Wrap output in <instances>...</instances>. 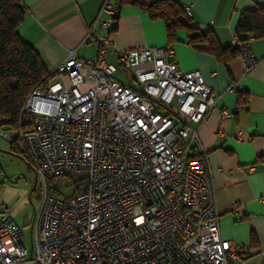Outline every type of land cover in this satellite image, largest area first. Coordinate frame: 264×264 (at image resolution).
Masks as SVG:
<instances>
[{"label":"built area","instance_id":"built-area-1","mask_svg":"<svg viewBox=\"0 0 264 264\" xmlns=\"http://www.w3.org/2000/svg\"><path fill=\"white\" fill-rule=\"evenodd\" d=\"M120 2L106 0L87 30L82 44L95 56L68 52L23 103L26 127L0 128L44 189L29 251L11 213H0V264H248L221 238L205 154L189 155L190 125L209 118L217 97L168 47L130 49L111 64L94 27L109 30ZM253 41H231L246 73L260 63Z\"/></svg>","mask_w":264,"mask_h":264},{"label":"crops","instance_id":"crops-1","mask_svg":"<svg viewBox=\"0 0 264 264\" xmlns=\"http://www.w3.org/2000/svg\"><path fill=\"white\" fill-rule=\"evenodd\" d=\"M105 1L22 0L25 14L17 34L50 74L68 52L81 59L95 56V45L82 41ZM134 1L146 6L157 0ZM176 1L181 9L187 8L191 26L210 29L222 49L231 46L240 13L264 8V0ZM94 31L108 38L106 59L115 66L124 51L168 47L181 70L200 71L217 99L206 121L190 125L196 140L190 143L189 155L205 154L204 177L212 188L221 238L239 246L240 257L248 264H264V38L252 42L260 63L246 73L238 57L223 64L204 45L191 44L195 32L177 29L169 42L163 21L152 19L136 4L121 5L109 30L99 31L96 26ZM231 85L236 87L234 92L228 91ZM243 98L245 104L240 102ZM222 111L229 116L223 117ZM4 203L2 195L0 205ZM251 235L256 238L255 246Z\"/></svg>","mask_w":264,"mask_h":264},{"label":"trees","instance_id":"trees-1","mask_svg":"<svg viewBox=\"0 0 264 264\" xmlns=\"http://www.w3.org/2000/svg\"><path fill=\"white\" fill-rule=\"evenodd\" d=\"M124 4H136L152 19L162 20L169 42L173 41L177 29L185 28L195 32L194 37L189 40L190 43L204 45V50L219 62L226 64L238 55L231 46L222 49L210 29L200 31L191 26L190 17L176 0H157L146 6L139 5L134 0H121L120 6ZM24 14L22 0H0V128H25L26 126L20 123L23 103L34 89L45 86L51 78L35 51L24 44L17 34ZM249 34H252L254 39L264 38V8L256 7L254 10L240 13L234 36L242 41ZM240 102L245 104L247 100L243 98ZM10 150L18 154L29 166L21 152L11 145ZM49 193L57 196L52 190H49ZM251 245H256L254 235H251Z\"/></svg>","mask_w":264,"mask_h":264},{"label":"rangeland","instance_id":"rangeland-1","mask_svg":"<svg viewBox=\"0 0 264 264\" xmlns=\"http://www.w3.org/2000/svg\"><path fill=\"white\" fill-rule=\"evenodd\" d=\"M130 83L125 77H121ZM72 193L70 187L56 192L58 196ZM44 189L41 181L35 177L32 169L10 145L0 138V197L4 195L5 203L0 205V213L9 211L15 223L25 235V247L30 249L29 224L38 214Z\"/></svg>","mask_w":264,"mask_h":264},{"label":"water","instance_id":"water-1","mask_svg":"<svg viewBox=\"0 0 264 264\" xmlns=\"http://www.w3.org/2000/svg\"><path fill=\"white\" fill-rule=\"evenodd\" d=\"M31 234V226H29V235Z\"/></svg>","mask_w":264,"mask_h":264}]
</instances>
